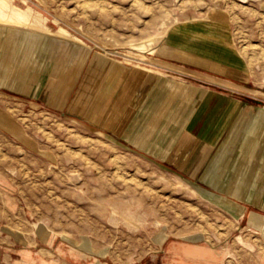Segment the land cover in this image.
Returning <instances> with one entry per match:
<instances>
[{
  "label": "rangeland",
  "instance_id": "rangeland-1",
  "mask_svg": "<svg viewBox=\"0 0 264 264\" xmlns=\"http://www.w3.org/2000/svg\"><path fill=\"white\" fill-rule=\"evenodd\" d=\"M23 1L14 4L30 5L53 29H69L92 49L83 47L132 69L137 63L123 55L129 42L152 39L167 26L171 30L192 21L218 20L228 28L247 69L243 86L191 72L159 54L168 35L154 41L155 53L145 54L158 72L139 71L164 86L140 95L127 123L134 140L149 141L147 131L159 124L180 88H212L240 101L230 133L227 129L202 163L195 161L199 147L182 167L181 161L166 160L174 146L160 156L132 145L125 136L114 137L74 118H57L48 130L52 153L25 156L17 172L22 173L26 201L48 232L70 251L87 254L90 264H166L163 247L173 240L205 246L221 256L222 264H264V171L251 173L259 169L258 151L264 148V135L255 137L259 119H264V0ZM244 153L248 158L241 169ZM249 184L259 189V203L250 197ZM114 207L129 210L134 222L115 214Z\"/></svg>",
  "mask_w": 264,
  "mask_h": 264
},
{
  "label": "crops",
  "instance_id": "crops-1",
  "mask_svg": "<svg viewBox=\"0 0 264 264\" xmlns=\"http://www.w3.org/2000/svg\"><path fill=\"white\" fill-rule=\"evenodd\" d=\"M164 41L159 54L167 61L211 80L241 86L246 81V66L230 41L228 28L218 20L177 25ZM225 69L239 77L226 74ZM156 82L83 46L0 26V264H90L87 254L70 251L43 226L26 201L18 167L25 156L52 153L48 130L60 116L114 137L128 134L129 143L138 146L142 142L130 138L127 123L141 94L154 86L163 88ZM174 95L159 124L147 131L149 141L142 144L153 142L155 128L174 113L172 124L178 133L164 138L165 148L159 155L174 146L166 160L181 161L183 167L185 157L199 147L195 161L202 163L227 129L230 133L240 101L212 88L183 87ZM163 248L166 264H222L221 256L205 246L173 240Z\"/></svg>",
  "mask_w": 264,
  "mask_h": 264
},
{
  "label": "bare ground",
  "instance_id": "bare-ground-1",
  "mask_svg": "<svg viewBox=\"0 0 264 264\" xmlns=\"http://www.w3.org/2000/svg\"><path fill=\"white\" fill-rule=\"evenodd\" d=\"M40 2H42L43 0H39ZM95 1V0H94ZM100 1V0H99ZM186 1V0H184ZM21 2V1H20ZM23 2H25V4H27V1L24 0ZM45 2V1H44ZM51 2V1H50ZM61 1H59L58 3H60ZM89 2V0H88ZM53 3V2H52ZM82 3V2H80ZM97 3V2H96ZM62 4V3H61ZM54 5V4H53ZM77 6V5H76ZM91 7V6H90ZM105 7V6H104ZM103 7V8H104ZM85 9V8H84ZM87 10L89 11L88 7ZM101 10V9H100ZM95 12V11H94ZM98 12V11H97ZM71 14V13H70ZM66 15V14H65ZM82 16V14H80ZM84 17H86L87 15H83ZM89 16V15H88ZM64 17V16H61ZM67 17V16H66ZM90 17V16H89ZM88 17V18H89ZM91 18V17H90ZM89 18V19H90ZM92 19V18H91ZM88 20V19H87ZM91 20H89L88 22H90ZM109 22V21H108ZM207 24V23H206ZM0 26L1 27H11L14 29H18L21 31H24L26 35H38V36H43L46 38H51V39H55V40H61V41H65L68 42L70 44H75L78 46H85V47H89L90 49H92L81 37H79L78 35L74 34L73 32H71L69 29L63 27V26H59L57 29H53L51 26H49L48 24V18L45 17L42 13L36 11L35 9H33V7H31L30 5L27 4L26 8H21L17 5L14 4V0H0ZM70 26V25H69ZM165 26V24H164ZM218 26V25H215ZM92 27V25H91ZM201 27V26H200ZM211 27V29H213V26H209ZM220 27V26H218ZM166 28V27H164ZM91 29V28H90ZM93 29H95L93 27ZM112 30V29H111ZM109 30V31H111ZM164 30V29H163ZM215 30V29H214ZM218 30V29H216ZM79 31V29H78ZM93 31V30H92ZM169 27L167 26V29L164 30L163 33H160L159 35L153 36L152 39H148V40H142V41H133V42H129L128 46L126 47L128 50L126 51L125 54H123L125 56V59L128 62H132L135 61L137 64L134 65V67L138 70H142L148 73H157L158 71L156 69H153V65H157L155 63L150 62L149 57H147L145 54L146 53H155L154 52V47L155 45L153 44L154 41L158 38H164L169 34ZM96 32V31H95ZM81 33V30L80 32ZM93 33V32H91ZM193 33V32H192ZM221 34V33H220ZM90 35V34H89ZM84 36V35H83ZM88 36V35H87ZM91 38V37H90ZM211 38V37H210ZM213 38V37H212ZM97 39V38H96ZM95 39V40H96ZM190 39V38H189ZM198 39V38H197ZM214 39V38H213ZM188 40V39H187ZM191 40V39H190ZM189 40V41H190ZM201 40V39H200ZM98 41V40H97ZM165 42V41H164ZM205 42V41H204ZM103 43V42H101ZM156 43V42H155ZM208 45V42H206ZM226 43V42H225ZM210 44V43H209ZM154 45V47H152ZM214 45V44H213ZM225 45V44H223ZM106 46V45H104ZM209 46V45H208ZM220 46V45H219ZM218 46V47H219ZM211 47V45H210ZM213 47V46H212ZM158 48V47H157ZM180 48V47H179ZM182 48V47H181ZM222 48V47H220ZM224 48V47H223ZM102 49V48H101ZM104 49V48H103ZM165 49V48H164ZM170 51V50H169ZM172 52V51H171ZM263 52V50H262ZM98 53V52H97ZM108 53V52H106ZM149 53V54H150ZM179 53V52H177ZM208 53V52H207ZM233 53V52H232ZM261 53V52H260ZM100 55H103L100 53ZM108 54H104L103 57L106 58ZM263 55V54H262ZM175 56V55H174ZM209 57V56H208ZM223 57V56H222ZM225 58V57H224ZM215 59V58H214ZM236 59V58H235ZM252 59V58H251ZM251 59L249 61V63L251 62ZM263 59V58H260ZM114 62L117 63L116 60H112ZM219 61V60H217ZM253 61V60H252ZM261 61V60H260ZM119 62V61H118ZM225 63H227L226 61H224ZM248 62V60H247ZM211 63V62H210ZM149 64L151 65L149 67ZM220 64V63H219ZM251 64V63H250ZM148 65V66H147ZM227 68H228V63L226 64ZM232 65V64H230ZM220 67V66H219ZM226 70V69H225ZM230 70V69H229ZM229 70H226L225 73L228 75H232V76H236L238 77V75H234L232 73H229ZM232 71V70H231ZM236 72V71H235ZM238 72V71H237ZM159 73H161V71H159ZM226 82V81H225ZM231 83V82H230ZM174 115V113H169V115L166 117L165 120H163V122L157 126L155 128L154 134L156 135V138L153 140V142L148 143V144H142V143H138V146H140L141 148H145L149 151H157L158 153H162V150L164 149V147L162 146L163 142H165V137H171L173 133L177 134V130L178 127H176L175 125H173L172 123V119L176 120V115H174V117H172ZM258 126L257 128V132H256V136L255 137H260L264 135V127L262 125H264V119L261 120V118L259 119V123L257 124ZM127 133V132H126ZM126 139L130 140L128 137V134L124 135ZM82 139V138H81ZM258 164L260 165L259 169H256V171L251 172V173H259L264 171V148H262L261 150L258 151ZM255 155V154H254ZM216 156V155H215ZM247 156H245L244 153V157H242L240 159L241 163H242V168L244 167V164L247 161ZM220 160V159H219ZM222 160H220L219 164L221 163ZM216 162L218 163V160H216ZM253 162V161H251ZM216 164V163H215ZM239 164V163H238ZM263 164V165H262ZM217 165V164H216ZM248 165V164H247ZM220 167L217 166L215 168V171L218 170ZM214 168V167H213ZM248 168V167H247ZM235 169H239L238 166H236ZM249 170V169H248ZM239 175V174H238ZM258 176V175H257ZM263 179V178H262ZM260 182V180H259ZM237 184V183H236ZM260 184V183H259ZM250 185V184H249ZM261 185V184H260ZM230 186V185H229ZM246 187V183L244 185ZM261 187V186H260ZM241 188V187H240ZM248 192L249 195L252 199H254L255 203H259V198L260 195L258 194V188L254 187V185H250L248 187ZM242 192V191H241ZM204 195V194H203ZM239 195V194H238ZM262 197V196H261ZM126 203V202H125ZM136 203V202H135ZM118 204V203H117ZM100 205V204H99ZM113 205V204H112ZM120 205V204H119ZM126 205V204H125ZM110 207V206H109ZM119 207V206H118ZM121 207V206H120ZM136 207H138L136 205ZM135 207V208H136ZM102 208V207H101ZM131 208H133L131 206ZM120 209V208H119ZM125 209V207H124ZM140 208H138L137 210H139ZM113 212L115 214H120L125 220L134 222L135 218L133 216V214L128 210V211H120L118 210V208H113ZM134 213V212H133ZM113 214V213H112ZM117 216V215H116ZM146 217V216H145ZM139 218V217H138ZM142 218V217H141ZM141 220V219H140ZM147 220V219H146ZM141 223V222H140ZM83 244L86 246L87 243L83 242Z\"/></svg>",
  "mask_w": 264,
  "mask_h": 264
}]
</instances>
